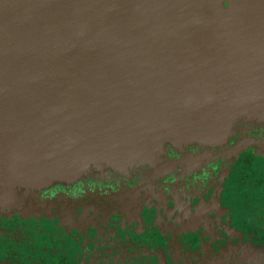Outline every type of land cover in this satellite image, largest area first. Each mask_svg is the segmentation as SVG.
<instances>
[{
	"label": "water",
	"instance_id": "obj_1",
	"mask_svg": "<svg viewBox=\"0 0 264 264\" xmlns=\"http://www.w3.org/2000/svg\"><path fill=\"white\" fill-rule=\"evenodd\" d=\"M213 33L233 75L202 66ZM261 77L264 0H0V188L147 183L163 146L232 139L250 118L221 126L214 99Z\"/></svg>",
	"mask_w": 264,
	"mask_h": 264
},
{
	"label": "flooded vegetation",
	"instance_id": "obj_2",
	"mask_svg": "<svg viewBox=\"0 0 264 264\" xmlns=\"http://www.w3.org/2000/svg\"><path fill=\"white\" fill-rule=\"evenodd\" d=\"M253 108L228 142L172 155L147 183L54 189L20 204L0 192V264H264V107ZM217 165L222 180L198 176ZM168 181L167 198H138L175 213L164 228L134 198Z\"/></svg>",
	"mask_w": 264,
	"mask_h": 264
},
{
	"label": "rangeland",
	"instance_id": "obj_3",
	"mask_svg": "<svg viewBox=\"0 0 264 264\" xmlns=\"http://www.w3.org/2000/svg\"><path fill=\"white\" fill-rule=\"evenodd\" d=\"M215 21L217 23L218 18H215ZM212 26H215V24H213ZM223 36L220 35H216L215 33L211 34L208 38V41L204 42L202 45V54H203V63H206L208 65H204L202 64L203 67H205V72L209 75L211 73V71H214L217 74H224L227 76L233 75L234 74V69H233V65H231L229 62H227V54L229 52H231V48H230V42L229 41H225L224 39H222ZM208 68L210 71H208ZM176 77V76H175ZM177 77L179 80V84H180V74L177 73ZM262 82L258 83L254 80L253 83H250V85H248L251 88L252 91V98L250 100H248L246 98L245 93L242 92V96L239 97V95L232 91L231 94H225L222 95L220 94L218 98L214 99L217 102L213 105V110H214V116L218 117L219 115L222 118V122H221V126L224 125V123L226 122V118L229 116H232L235 114V117L238 116V118H242L243 117V113L246 112H250L252 111L254 108L256 107L257 109L261 106L264 107V77H261ZM176 80V78H175ZM251 81V80H250ZM249 81V82H250ZM178 89L182 90L180 87H178ZM185 92H188L187 90H182ZM207 100V99H206ZM177 105H174V108H176ZM147 109V108H146ZM118 110V109H116ZM205 115L204 118H207V107H205ZM115 114H117V112H113L110 113V115L114 116ZM120 114L124 115L127 114L125 112V110H120ZM219 122V120H218ZM240 121L238 120L236 124H239ZM236 128V127H235ZM215 131V130H212ZM237 131V128H236ZM234 131V132H236ZM213 136L216 137V134H213ZM226 139V140H225ZM230 139H228V137L226 135H224L222 137V142L225 144L226 142H228ZM221 144V143H220ZM214 147H217V143L216 145H213ZM163 148H165V150H167L170 154L176 156V155H181V154H187V152L189 151V148L186 147H170V146H163ZM168 154V153H167ZM166 154V155H167ZM218 165L215 166L214 168H208V169H204L202 174H198L199 177L201 178H206L208 180V183L215 181L216 179L222 180L220 177V172L217 170ZM148 168H147V172H148ZM99 177H95V181L98 182V184H96L97 186H106V187H115V188H120L121 186L125 185L123 182H117V181H111L109 182L108 180H103V181H98ZM13 181V179H12ZM11 179L9 178V176L5 173L2 172V170L0 169V182L1 183H5V184H9L10 182H12ZM176 181H168L167 183H164L162 188H155L154 190H152L151 192H145L142 191V193H138L137 197L134 198V201H137L138 203L141 204V206H147L148 211L150 213H152V219L154 221H158V223H155L157 226L160 227H164V228H170L173 224H174V217H175V213L174 215L171 216V219L168 220V218L170 217L169 215L165 216L162 213V209L165 208V206H160L158 204L156 205H147V203L140 202L138 201L140 198L146 200L145 195L147 194H154L157 195L160 198H167L168 195L170 194V192H173V189L175 187ZM77 185H82V184H57L55 186H51L50 188L53 187H60L62 190L64 191H69V190H73L75 188H78L79 186ZM111 188V187H110ZM114 189V188H113ZM200 190V189H198ZM202 190V189H201ZM51 191V190H50ZM178 192L179 196H183L184 192L183 191H176ZM186 192V191H185ZM142 194V195H140ZM139 198V199H138ZM152 199L157 200V197H151ZM173 204V200L170 202H168L166 204V207L169 204ZM176 205V204H175ZM174 206V205H173ZM176 208V207H173Z\"/></svg>",
	"mask_w": 264,
	"mask_h": 264
},
{
	"label": "trees",
	"instance_id": "obj_4",
	"mask_svg": "<svg viewBox=\"0 0 264 264\" xmlns=\"http://www.w3.org/2000/svg\"><path fill=\"white\" fill-rule=\"evenodd\" d=\"M0 192H1V195L2 196H5L7 199L11 200V201H16L18 202V204L22 203L24 200L26 199H37L38 200V197H41L40 194H28V193H22V194H17L16 192H14V194L16 195L17 198L14 197L13 192L11 191H8L7 189H1L0 188Z\"/></svg>",
	"mask_w": 264,
	"mask_h": 264
}]
</instances>
